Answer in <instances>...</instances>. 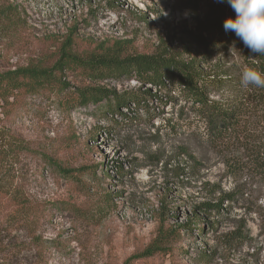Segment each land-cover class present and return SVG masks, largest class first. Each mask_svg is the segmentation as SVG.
I'll return each mask as SVG.
<instances>
[{
  "label": "rangeland",
  "instance_id": "1",
  "mask_svg": "<svg viewBox=\"0 0 264 264\" xmlns=\"http://www.w3.org/2000/svg\"><path fill=\"white\" fill-rule=\"evenodd\" d=\"M205 2L0 0V71L26 65L51 71L44 88L16 91L3 102L1 125L37 151L58 145L62 168L51 170L35 157L22 165L31 178L30 193L56 203L41 231L60 246L47 249L42 263L33 251L12 249L0 253V264H123L147 246L160 224L171 228L197 214L208 223L202 232L181 231L169 253L127 264H264V181L246 168L238 144L214 148L193 127L198 122L193 114L186 125L181 104L165 92L139 106L126 102L120 113L105 105L67 109L65 97L86 85L122 97L149 85L127 77L92 82L72 62L61 72L54 68L69 36L70 51L80 56L119 41L125 54L168 50L187 58L211 52L214 60L230 63L237 57L233 45L212 51L190 41ZM58 77L66 84L62 92ZM251 130L264 148L263 126ZM228 192L235 200L223 201L219 213L198 209ZM234 232L243 240L230 242Z\"/></svg>",
  "mask_w": 264,
  "mask_h": 264
},
{
  "label": "trees",
  "instance_id": "2",
  "mask_svg": "<svg viewBox=\"0 0 264 264\" xmlns=\"http://www.w3.org/2000/svg\"><path fill=\"white\" fill-rule=\"evenodd\" d=\"M191 1L195 5L198 0ZM204 6V14L196 23L197 32L191 35L190 41L204 50L212 51L225 50L233 45L237 51L234 61L229 63L220 57L214 60L211 52L202 53L201 56L188 53L187 58L168 50L125 54L119 41L111 45L101 43L85 56H80L70 51L73 42L69 36L59 48L60 56L55 70L61 72L68 62H72L92 82L127 77L135 78L141 85L148 84L149 87L122 97L112 89L86 85L70 93V97H65L63 104L67 109L105 105L112 113H120V106L126 102L132 101L139 106L147 97L156 98V93L165 92L164 97L181 104L179 111L181 115H187L183 120L186 125L188 115L193 114L200 124L196 122L193 127L214 148L238 144L245 151L246 168L264 181V148L258 141L257 132L251 130V127L254 129L258 125L264 128V88H244L240 83L244 67L264 72V55L250 53L233 32H225V17L235 16L227 0H207ZM50 72L35 65L0 71V108L16 91L44 88V79L49 78ZM55 85L60 92L66 87L59 77ZM2 115L0 112V253L5 256L12 249L16 252L30 250L42 263L47 249L60 246L59 242L44 238L41 231L48 211L56 203L51 204L30 193L28 183L31 178L22 165L27 159L35 157L43 161L45 167L61 171L57 160L58 145L53 146L50 152L37 151L28 140L1 125ZM107 181L109 178L102 183ZM234 198V192H228L216 203H202L198 209L213 215L221 211L223 201L233 202ZM104 202L109 204L110 194L106 195ZM204 224L208 223L202 222L198 214L196 217L186 215L183 223H176L171 228H164L160 224L147 246L128 256L123 264L155 254H167L172 243L179 241L182 234H191L195 229L202 232ZM175 231H179L177 235ZM236 240H243V237L234 232L230 242L235 243Z\"/></svg>",
  "mask_w": 264,
  "mask_h": 264
},
{
  "label": "clouds",
  "instance_id": "3",
  "mask_svg": "<svg viewBox=\"0 0 264 264\" xmlns=\"http://www.w3.org/2000/svg\"><path fill=\"white\" fill-rule=\"evenodd\" d=\"M235 12L225 17V32H233L252 54L264 55V0H227ZM241 86L264 88V72L244 67L240 76Z\"/></svg>",
  "mask_w": 264,
  "mask_h": 264
}]
</instances>
